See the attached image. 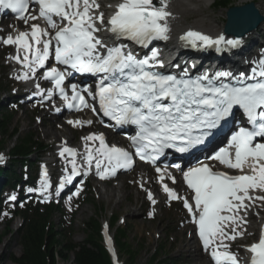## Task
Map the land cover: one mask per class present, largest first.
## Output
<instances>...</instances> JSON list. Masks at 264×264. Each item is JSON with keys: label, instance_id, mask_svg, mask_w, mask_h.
I'll use <instances>...</instances> for the list:
<instances>
[{"label": "snow or ice", "instance_id": "obj_1", "mask_svg": "<svg viewBox=\"0 0 264 264\" xmlns=\"http://www.w3.org/2000/svg\"><path fill=\"white\" fill-rule=\"evenodd\" d=\"M30 4L38 5L37 15H26ZM168 6L169 0H120L105 20L98 0H0V12L10 10L26 25L36 20H43L47 25L42 28L31 24L30 30L8 35L0 42L16 48V55L10 59L22 67L23 71L16 77L18 80L35 77L38 69H45L50 55L54 54L56 65L65 66V70L53 66L42 73V78L52 82L69 109L80 111L91 106L76 84L71 85L69 97L65 91L66 77L72 73L99 76L95 92L88 88L82 91L94 100L98 98L100 111L116 125L135 127L131 145L135 155L146 163L155 164L166 149L186 153L204 144L234 108L241 109L251 129L240 127L231 135L227 147L211 157L240 174L214 171L207 163L183 172V179L194 194L193 203L185 198L183 206L197 225L203 250L210 254L214 264H238L236 254L230 251L226 241H235L244 235L238 229L246 223L248 208L257 201H264V195L257 194L264 193V142L257 141L258 137L264 138V58L259 61L260 71L253 69V75L248 77L243 74L233 77L230 72L220 71L211 77L203 74L193 78L187 70L178 77L155 70L163 67L157 50L138 59L126 44L109 45L98 35L109 33L113 41L128 40L144 48L153 41H167L172 16ZM180 40L193 49L214 48L217 52L237 48L241 43L223 35L213 38L192 30ZM249 80L253 82H247ZM36 87L39 89L40 85ZM39 94L45 96L44 92ZM53 94L49 90L46 97L51 99ZM91 110L97 111L95 107ZM68 123L82 127L85 123L91 125L92 121L69 120ZM83 140L84 165L88 170L94 165L101 179L114 176L118 169L133 166L132 154L109 146L103 135L90 134ZM97 141V147L90 146L89 142ZM66 153L71 157L68 161L71 174L61 181V190L65 183L81 175L77 152L65 147L60 156ZM175 167L179 169L180 165ZM156 171L161 173V168L157 167ZM87 174L85 170L83 175ZM47 175L45 169L42 192L49 188ZM160 180L163 182V175ZM163 190L171 200L181 199L167 184L163 185ZM148 199L153 205L156 203L151 192ZM108 244L111 246L110 240ZM247 251L251 253L250 264H264V231Z\"/></svg>", "mask_w": 264, "mask_h": 264}, {"label": "rangeland", "instance_id": "obj_2", "mask_svg": "<svg viewBox=\"0 0 264 264\" xmlns=\"http://www.w3.org/2000/svg\"><path fill=\"white\" fill-rule=\"evenodd\" d=\"M214 1L217 0H211L208 8L204 9V3L198 0H191L190 3L202 12L189 15L187 17V22L189 24H195L200 22L202 17H206L211 20L207 25L214 26L218 29L224 27L226 12L212 8L211 4ZM229 2L231 7L248 3L243 0H229ZM259 7L264 13V0L259 2ZM255 38L257 46L260 43L264 44L263 37ZM256 50L258 51L256 48L251 49L252 52ZM4 55L5 52L0 53V73L2 75L11 74V68L4 65L6 62ZM12 122L11 128H19L21 137L31 132L35 134L41 142L43 141L47 145H51L52 143L55 144L53 148H57L62 142V139L69 136L72 139L71 142L77 144L80 138L85 135L84 132L77 133L69 129H64L65 131H63V127H61L59 123H56L58 124L57 129L56 125H54V120L50 118V116H47L44 110L33 112L30 107H25L19 110V113H15ZM42 124L44 125L43 127H41ZM52 131L55 135H51ZM63 134L65 136L62 137ZM10 144L11 142L8 143V147H10ZM45 159L49 160V162L54 160L51 148L49 149V153L45 156ZM15 169L20 175L23 172L19 166H16ZM27 173L33 175L34 168L28 169ZM139 173L140 171H136L127 174L111 184H94L86 195L76 200L71 208L65 210V216L61 218L60 215H57L55 218L56 225L61 229L69 228V232L65 233L71 234L69 238H71L74 243L81 244L86 239L83 225L87 223L89 219L99 216L102 223L108 221L109 216L114 214L119 218V222L115 228L117 229L119 226H123V228L127 227L129 231L127 242L135 248L139 246L143 247V251L139 254L137 264H150L151 255L157 247H165V254H167V256L169 255L170 258L178 260V264H208L206 256L197 250L196 244L193 241H189V236H192V234H190V229L179 207L175 206L170 208L164 202H161L156 207L150 206L142 187L135 186V176ZM151 188H155L157 191V187L154 183L151 185ZM114 189L116 190L115 197L106 199L103 194H105L106 191L109 192ZM11 197L12 196L9 195L5 198V202L7 203ZM3 207L5 210L10 209V206L7 204ZM99 207L104 209L102 213L98 211ZM5 219L9 221V218L5 217ZM5 219H0V237H3V239L0 240V264H13L12 257H19L22 253V249L11 231L15 232L18 230L21 226V221L15 220L10 230L6 222L7 220L5 221ZM114 233V230H112L111 234L113 235ZM71 262L72 259L69 263L58 261V264H71ZM122 262H124V264L126 262L123 256Z\"/></svg>", "mask_w": 264, "mask_h": 264}, {"label": "trees", "instance_id": "obj_3", "mask_svg": "<svg viewBox=\"0 0 264 264\" xmlns=\"http://www.w3.org/2000/svg\"><path fill=\"white\" fill-rule=\"evenodd\" d=\"M228 5V1H220L215 7L222 8ZM12 118L9 116L0 117V151L4 150L7 142L11 141L19 129H12ZM18 139V143L12 149L14 161L23 164L37 149L35 137L27 135L24 139ZM12 168V166H11ZM13 174L11 171L6 175ZM55 212L53 207L47 208L45 213L38 211H26L23 214L24 225L17 232L22 255L15 259V264H58V261L68 263L73 256L72 264H111V260L102 246L100 236V222L91 219L85 226L87 239L82 244H74L68 241L65 236L57 232L52 223V216ZM113 219V226L116 222ZM127 235L124 230L116 231V245L119 252L126 257L127 264H136L139 250L127 243ZM164 250L159 249L151 258L150 264H163L157 262L158 256H163ZM166 262V261H165ZM173 264V263H172Z\"/></svg>", "mask_w": 264, "mask_h": 264}, {"label": "bare ground", "instance_id": "obj_4", "mask_svg": "<svg viewBox=\"0 0 264 264\" xmlns=\"http://www.w3.org/2000/svg\"><path fill=\"white\" fill-rule=\"evenodd\" d=\"M190 1L191 0H169L168 11H170L172 13V16L169 18V26H170V34L169 35H170V38L168 40L171 41L172 45H175L177 37L180 34H182V32H184L186 30L203 31V32H205L209 35H212V36L213 35L219 36L222 34L223 27L218 29L214 26L207 25V23L211 22V20L207 19L206 17H202L201 21L197 22L195 24H193V23L189 24L187 22V17L189 15L202 12V11L198 10L196 7H194L190 3ZM198 1L204 3V9L208 8L209 2H211V0H198ZM243 1L248 2V3H254L256 5L257 9L264 16V13L262 12V10L259 7V2H262L263 0H250V1L243 0ZM263 27H264V24L262 25L261 29ZM255 35H258V34L253 33L252 35L248 36V38H250L252 40V44L256 43ZM245 51H247V49ZM244 54H247V53L244 52ZM79 127L80 126H76L75 128H79ZM89 131H92V130H88L87 132H89ZM90 134L91 133L89 132L86 134V136L90 135ZM51 135H55V133L52 131ZM54 137H57V136H54ZM145 178H146L145 175L140 174L137 178L138 183L140 184L142 182V184H143V182L145 181ZM115 191H116L115 189L112 191H109V192L106 191V193L103 195H104V197H106V199H109L112 197L114 198L115 197ZM101 196H102V194H101ZM255 209L254 210H252V209L248 210V212H247L245 219H246V222L248 223V225L243 228V231L245 234L250 233L253 235L256 232L258 233V231H260V227H264V205L261 206V208H255Z\"/></svg>", "mask_w": 264, "mask_h": 264}, {"label": "water", "instance_id": "obj_5", "mask_svg": "<svg viewBox=\"0 0 264 264\" xmlns=\"http://www.w3.org/2000/svg\"><path fill=\"white\" fill-rule=\"evenodd\" d=\"M263 21L254 5L233 8L227 12L225 33L229 36L242 37L252 31Z\"/></svg>", "mask_w": 264, "mask_h": 264}]
</instances>
